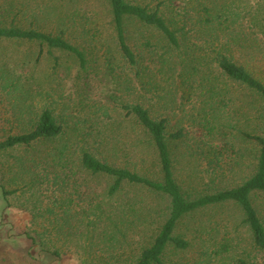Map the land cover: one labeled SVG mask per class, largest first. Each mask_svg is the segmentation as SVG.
Returning <instances> with one entry per match:
<instances>
[{"label": "rangeland", "instance_id": "374dc122", "mask_svg": "<svg viewBox=\"0 0 264 264\" xmlns=\"http://www.w3.org/2000/svg\"><path fill=\"white\" fill-rule=\"evenodd\" d=\"M144 1L150 7L158 2ZM208 1L211 0H205ZM224 2L230 3L229 8L237 13L255 5L264 7V0ZM197 10L194 0H165L160 13L174 21H179L183 15L184 21H203L204 13ZM0 19L15 21L25 27L36 28L38 25L48 31L52 26L40 24L41 21H77L95 27L99 32L97 39L89 44L90 92H83L82 79L75 81L78 64L72 55L54 51L57 58V64H54L46 50L40 53L35 43L0 42V142L30 132L37 117L44 110H50L67 130L72 143L82 134L89 133L87 142L94 150L97 147L93 145V137L100 131L107 141L100 147L101 159L109 164L115 162L133 169L134 162L150 161L154 151L146 145L144 137L132 123L122 121L123 113L117 106L99 97L105 89L104 84L108 83L109 90L120 101L141 104L153 118L167 120L168 132L183 133V139L171 145V150L175 176L184 191L193 196L211 194L238 186L254 174L257 145L241 133L260 134L259 115L252 98L225 82L215 68L211 77L223 90L218 99L208 101L199 89L179 86L177 72L169 66L160 70L153 63L157 59L155 54L144 48L145 40L156 47L165 44L156 31L141 27L133 22L135 20H125L127 42L141 61L137 70H132L118 52L105 0H0ZM230 21L252 20L241 16ZM67 38L73 44L78 41L74 35ZM79 43L82 46V40ZM241 44V50L235 52L233 48L230 52L231 55L234 53V60L249 70L264 68L261 40H255L245 28ZM135 71H139V78ZM76 147L80 146H74L73 150ZM47 149V146H37L30 152L18 149L0 155V264L132 262L139 253L140 243H145L149 235L147 226L140 234L132 219H123L117 229L108 227L116 242H109V237L104 242L96 240L99 232L88 231L84 220L71 240L69 250L64 249L58 258L40 252L25 237L32 201L39 199L45 204L46 197H52V188L47 189L45 180H41V187L35 184L30 187V182L34 183L37 176L44 173L43 167L34 166L31 173L27 170L32 162L44 157ZM48 172L49 179L59 173L51 168ZM79 184L82 194L91 189L105 193L111 180L86 178L79 180ZM128 194L143 198L155 210L159 209L158 199L140 196L135 190ZM251 202L264 227V196H253ZM77 206V202L74 203L72 210L86 209L83 204V209ZM155 221L157 223L156 218ZM175 236L190 242V246L184 251L170 248L165 257L167 264H233L238 260L264 264V250L252 245L242 211L236 205L210 207L194 213L179 223ZM61 245L62 241L57 244Z\"/></svg>", "mask_w": 264, "mask_h": 264}, {"label": "trees", "instance_id": "16d2710c", "mask_svg": "<svg viewBox=\"0 0 264 264\" xmlns=\"http://www.w3.org/2000/svg\"><path fill=\"white\" fill-rule=\"evenodd\" d=\"M157 1L154 7H150L144 0H105L111 18V30L121 58L132 70H137L141 63L125 35V20H135L133 22L141 27L156 31L164 40L165 44L161 47L145 40L144 48L155 54L157 59L153 63L160 70L169 66L177 72L179 86L193 90L197 88L208 101L216 100L223 90L216 79L211 77L214 74L212 69L215 68L225 82L249 95L255 108L257 106L260 134L254 136L241 133L257 145L255 172L250 178L230 189L195 196L184 191L175 176V162L171 150V145L183 139V133L168 132L167 120L153 118L141 104L120 101L106 83L99 97L108 104L117 106L123 113L122 121L132 123L144 137L146 145L154 151L150 161L145 163L141 159V164L134 162L133 169L118 166L115 162L114 165L109 164L101 159L100 147L107 141L100 131L93 137V145L97 147L94 150L90 149L87 142V138L91 136L89 133L82 134L72 143L67 130L50 110H44L37 117L30 132L8 137L0 142V155L18 149L30 152L37 146L48 147L44 157L32 162L27 169L28 173L40 167L44 170L34 183L30 182V187L34 184L41 187V180H45L47 189L52 188V197H46L45 204L39 199L32 201L29 226L24 233L31 244L42 253L58 258L64 249L69 250L71 240L84 220L88 231L99 232L96 240L104 242L109 237V242H116L115 235L108 232V227L117 229L123 224V219H132L140 234L147 226L149 235L146 236L145 243H140L139 253L132 262L119 264H167L165 257L170 248L184 251L190 246V242L175 236L182 220L201 210L228 204L240 208L252 245L258 250H264V227L251 202L253 196H264V68L262 66L258 70H249L237 63L234 53L233 56L230 53L233 48L236 52L243 47L241 42L245 28L255 40L260 39L264 45V7L255 5L249 10L247 8V11L241 10L237 13L224 0H211L207 3L205 0H194L197 11H202L205 19L184 21L186 19L183 15L179 21H174L166 19L160 13L165 0ZM241 16L249 17L252 21H230ZM40 24L52 26V29L44 30L38 25L36 28L25 27L15 21L0 19V42L35 43L39 46L40 53L46 50L54 64H57L54 51L72 55L78 64L75 81L82 79L83 92H90L89 44L97 39L98 29L87 24H78L77 21H41ZM73 35L78 38L74 44L67 38ZM79 40H82V46ZM135 76L140 77L139 71H135ZM143 87L142 83L141 88ZM74 146L80 147L73 150ZM49 168L58 170L59 173L54 172L53 178L49 179ZM86 178H107L111 180V184L105 193H97L95 189H91L82 194L79 192V180ZM133 190L140 196L158 199L159 209L155 210L154 206L145 203L143 198L138 199L136 195L130 197L128 193ZM76 202L78 209H86L72 210ZM155 218L157 223L153 222ZM61 241L62 245L57 246ZM233 264L247 263L238 260Z\"/></svg>", "mask_w": 264, "mask_h": 264}]
</instances>
